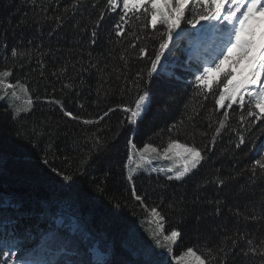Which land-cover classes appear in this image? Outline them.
I'll return each mask as SVG.
<instances>
[{
	"label": "trees",
	"instance_id": "1",
	"mask_svg": "<svg viewBox=\"0 0 264 264\" xmlns=\"http://www.w3.org/2000/svg\"><path fill=\"white\" fill-rule=\"evenodd\" d=\"M105 3L84 0L77 9L71 7L73 0H0V70H10L12 81L24 83L33 101L31 110L17 119L0 103V203H11L8 215L19 221L15 231L11 225L7 231L0 227V264H59L71 253L59 250L61 241L54 239L57 229L65 238L81 241L93 264V248L109 264H139L144 251L136 254L132 249L136 242L143 244L142 226L152 207L164 215L166 232L173 228L180 232L176 252L193 247L207 258L206 248L215 249L234 228L227 208L239 207L248 215L255 206L259 213L264 201V182L258 179L250 184L247 171L259 158L258 152L264 154L258 147L264 145V123L241 125L238 106L217 109L213 97L204 100L193 83L197 67L221 41L219 26L214 43L205 49L197 37L209 29L206 22L195 29L182 22L183 31H177L162 58L161 74L149 80L150 60L165 29L160 26L153 31L150 24L142 27L143 19H132L124 26L125 34L117 37L113 28L119 22L118 9L106 15L97 29L96 43L91 44V26ZM133 41L135 49L130 47ZM13 47L30 55L12 57ZM140 47L148 49L144 58L138 56ZM138 72L145 77L142 81L136 77ZM133 79L151 94L149 110L136 125L128 124L120 110L98 123H83L97 120L108 108L132 106L138 94ZM64 111L81 119H71ZM223 111L230 113L228 127L244 132L246 144L237 149L235 132L225 130L210 158L182 182L168 181L158 172L134 175L144 204L135 201L126 179L129 141L136 147L151 143L162 148L171 138L203 147ZM172 124L178 131H168ZM93 134L104 142L98 150L93 149ZM89 154L91 159L81 166ZM53 168L72 179L63 181ZM217 174L237 179L221 188L213 184L197 188ZM197 198L200 202L194 203ZM216 199L227 206L223 216H215L214 205L207 203ZM248 231L264 238L259 223H249ZM5 243L14 256L2 254L9 250ZM240 260L237 257L236 264Z\"/></svg>",
	"mask_w": 264,
	"mask_h": 264
},
{
	"label": "snow or ice",
	"instance_id": "2",
	"mask_svg": "<svg viewBox=\"0 0 264 264\" xmlns=\"http://www.w3.org/2000/svg\"><path fill=\"white\" fill-rule=\"evenodd\" d=\"M84 6V0H73L71 7L79 8ZM96 5H93L95 7ZM119 9V22L114 25V32L117 37L125 34V25H129L132 19L140 21L143 19L142 27L151 25L153 31H157L162 26L165 31L161 34V41L158 50L154 53V58L150 60V68L147 71V78L151 80L154 76L161 74L163 67L162 58L170 49L177 31H183L182 22L191 25L193 29L201 22H206L208 26L216 28L219 26L221 33V41L219 45L213 49L210 58L202 62L194 73V86L197 95L207 100L209 95L214 99L217 109H233L238 106L241 110L239 120L241 125L244 123L255 125L257 122L264 123V29L259 33V40L256 39V31L253 27L254 21H260L261 15L264 14V0H106L104 9H102L94 20L90 29L89 43L95 44L97 37V29L108 13H117ZM68 9H65V13ZM150 17V19H148ZM190 17V18H189ZM59 21L60 17H56ZM136 39H139L138 37ZM130 47L135 49L136 43L133 41ZM7 48V45H5ZM12 57L28 56L30 53L18 52L16 47L11 49ZM89 55H91L89 53ZM148 55L146 47H140L138 50L139 58ZM121 59H125L121 56ZM225 62L228 66L225 67ZM125 64L127 60L125 59ZM243 65V67H242ZM23 67V65H21ZM96 67V65H91ZM202 67V71H201ZM87 71V69H84ZM43 73H41L42 75ZM12 75L10 70L0 71V89L12 90V96L16 97L15 89L20 88L28 99L25 101L27 107L13 110V119L19 118L22 113L29 112L33 104L29 95L28 88L19 80L15 84L6 83L4 78ZM56 75V73H53ZM136 77L142 81L145 77L138 72ZM133 86L138 90L137 98L132 106L117 105L115 108H108L97 120H84V124H95L104 120L116 110L125 113L128 124L136 125L138 120L149 110L150 92L146 87H142L136 79L132 81ZM71 87V85H66ZM218 93V95L216 94ZM56 103H59L58 101ZM62 107V106H61ZM83 107V105H81ZM246 112V115L244 114ZM64 115L80 120L81 117L74 115L71 111H64ZM221 119L217 121L218 126L208 138V144L200 147L181 143L178 139H171L167 146L158 149L151 143H145L142 149H139L141 164L150 163L149 157L155 155L162 159L173 161L166 169H152V172H163L168 181L182 182L194 170H198L210 158L209 153H213L218 137L225 130L235 132L238 142L236 148L246 144L244 132L239 128L232 129L228 127L230 117L229 111H223ZM251 118V119H249ZM211 117L209 116V120ZM182 123V122H181ZM212 127L211 123L208 125ZM177 130V125L169 126L168 131L171 133ZM250 130V129H249ZM33 134L36 130L33 129ZM19 135V133H18ZM119 135V133H117ZM207 136V133H202ZM130 153L128 160L132 161V150H136V145L129 142ZM104 146V142L95 137L93 134V149L98 150ZM51 147V145H49ZM254 147H256L254 145ZM260 150H264V145L258 146ZM259 158L255 159L247 171L251 174L249 177L250 184H255L259 179L264 182V154L258 152ZM91 159V155L81 162V166L87 164ZM48 164V160H44ZM178 165V166H177ZM141 165H137L140 167ZM52 172L59 176L63 181H70L72 176L66 172L58 171L53 168ZM137 168L129 167L126 179L131 185V194L135 201L141 205L144 204V196L137 194V189L133 183L134 173ZM220 172L219 169L216 170ZM151 175V172L149 173ZM235 176L215 175L212 180H205L203 184L197 185L202 188L205 185L213 184L217 188H221L236 180ZM7 195V194H4ZM197 198L194 203H199ZM208 204L214 205L215 216H223L224 209L227 207L223 200H208ZM118 206V205H117ZM169 207H172L170 204ZM13 208L11 203H0V227L11 225L15 231V225L19 222L16 217L8 215L10 209ZM228 215L234 219V228L231 233H227L220 241L215 249L206 248L207 258L204 254H198L193 247H188L182 255L174 256L173 247L180 236V232L173 228L170 232H165V217L157 207L150 209L152 218L150 223L155 224V228L149 231L154 241L155 247L160 249L156 251L151 246L147 247L143 253V260L139 264H171V260L183 261V264H236V258L240 257V264H264V238L257 239L248 231L249 223H259L264 227V201H261L259 213L256 212L255 206L252 211L245 215L240 211L239 207H228ZM197 224L201 222V217H196ZM54 239L61 241L60 251L71 253L68 258L59 262V264H93L90 258H86L88 249L82 248V242L75 238H65V234L57 229ZM3 247L9 250L2 252L5 257L14 256L11 247L5 243ZM95 253L94 264H109L105 256L98 249H91ZM7 264V261H5ZM14 264V262H13ZM26 264V262H22Z\"/></svg>",
	"mask_w": 264,
	"mask_h": 264
},
{
	"label": "rangeland",
	"instance_id": "3",
	"mask_svg": "<svg viewBox=\"0 0 264 264\" xmlns=\"http://www.w3.org/2000/svg\"><path fill=\"white\" fill-rule=\"evenodd\" d=\"M260 15H261V20H260L261 21V26L263 25L261 29H264V14H260ZM261 29H260V31H261ZM259 32H258V34H259ZM212 42L209 41L210 44ZM227 65H228V62H225V67ZM242 67H243V65H242ZM3 70H6V69H2L0 71H3ZM4 79H5V82L6 83H11V84H15L16 83V81H12L10 79V77L4 78ZM15 91H16V97H13L12 96V90L11 89L7 90V93H5V90L0 89V103L4 104L12 113H13V110L14 109L18 110L20 108L27 107L25 101L28 99V97L25 96V94L23 93V91L20 88H18V87L15 89ZM149 102H150V100H149ZM31 107H32V105H31ZM25 113H27V112H25ZM22 114H24V113H22ZM154 146H156V145H154ZM142 148H143V146L142 147H136V150H132L133 159H132V161L127 160L126 176H127V172H128L129 167H131V168H137V172L134 173V175H137V174H140V173L149 174L150 172L153 173L151 171L152 169H157V170L162 169V168L163 169H166L167 167H169L173 163V161H170V160H167V159H162V158H159V157H155V155L153 154V156H150L149 157L150 163L145 162V163L141 164V161H140V153H139L138 150L139 149H142ZM157 148L160 149L159 147H157ZM160 150L162 151V149H160ZM129 153H130V144H129ZM129 153H128V156H129ZM137 165H141V166L140 167H137ZM155 172L164 174L163 172H160V171H155ZM148 214H149V216L146 219V222L144 223V225L142 226L143 238H141V240L143 241V244L141 245V244H139V242H136V244L137 243L138 244L137 245L135 244L136 247H134L132 249L133 252L136 253V254L139 253V252L142 253L149 246H151L152 248H155L154 241L152 240V238H151V236L149 234V231L151 229H154L155 228V224L154 223H150V221L152 219H154V218L151 217L150 210L148 211ZM146 229H148L149 231H146ZM142 246H143V248H142ZM172 247H173V255L174 256H180L186 250L185 249V250L176 252L175 251V248L177 247V241H176L175 245L172 246ZM158 251H160V249ZM171 264H183V261H177L175 259H172L171 260Z\"/></svg>",
	"mask_w": 264,
	"mask_h": 264
},
{
	"label": "bare ground",
	"instance_id": "4",
	"mask_svg": "<svg viewBox=\"0 0 264 264\" xmlns=\"http://www.w3.org/2000/svg\"><path fill=\"white\" fill-rule=\"evenodd\" d=\"M257 39V41L259 40V35H258V37L256 38ZM11 198V197H10ZM12 201V200H11Z\"/></svg>",
	"mask_w": 264,
	"mask_h": 264
}]
</instances>
